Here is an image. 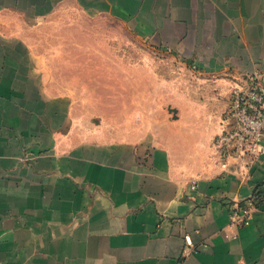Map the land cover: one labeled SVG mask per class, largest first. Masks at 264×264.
<instances>
[{
    "label": "crops",
    "instance_id": "1",
    "mask_svg": "<svg viewBox=\"0 0 264 264\" xmlns=\"http://www.w3.org/2000/svg\"><path fill=\"white\" fill-rule=\"evenodd\" d=\"M60 1L0 0V264H264V149L192 167L155 137L75 134L71 102L46 90L18 32ZM83 1L180 57L230 61L231 77L264 85V0ZM251 196V220L233 223L232 206Z\"/></svg>",
    "mask_w": 264,
    "mask_h": 264
},
{
    "label": "rangeland",
    "instance_id": "2",
    "mask_svg": "<svg viewBox=\"0 0 264 264\" xmlns=\"http://www.w3.org/2000/svg\"><path fill=\"white\" fill-rule=\"evenodd\" d=\"M105 7L63 0L18 30L46 90L71 102L74 133L94 140L155 137L192 167L213 155L217 164L227 161L217 141L230 129V85L250 86L252 75L231 77L230 61L206 65L180 57ZM180 106L187 108L182 117Z\"/></svg>",
    "mask_w": 264,
    "mask_h": 264
},
{
    "label": "built area",
    "instance_id": "3",
    "mask_svg": "<svg viewBox=\"0 0 264 264\" xmlns=\"http://www.w3.org/2000/svg\"><path fill=\"white\" fill-rule=\"evenodd\" d=\"M252 79L254 84L237 87L234 91L230 108L231 127L223 130L217 141L224 158L233 152L249 153L253 157H258L264 149V85L258 82L257 75L252 76ZM226 164V161L222 163L224 166ZM196 186V181H193V187ZM255 208V196L234 204L231 209V220L237 225H245L251 220ZM190 235L186 233L185 240L189 247H193Z\"/></svg>",
    "mask_w": 264,
    "mask_h": 264
},
{
    "label": "water",
    "instance_id": "4",
    "mask_svg": "<svg viewBox=\"0 0 264 264\" xmlns=\"http://www.w3.org/2000/svg\"><path fill=\"white\" fill-rule=\"evenodd\" d=\"M170 110L173 111L175 114L178 111L176 108H171Z\"/></svg>",
    "mask_w": 264,
    "mask_h": 264
}]
</instances>
